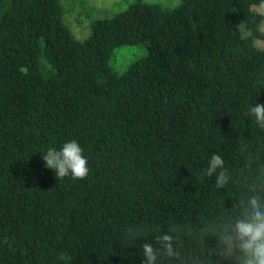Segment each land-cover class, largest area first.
Returning a JSON list of instances; mask_svg holds the SVG:
<instances>
[{"label": "trees", "instance_id": "16d2710c", "mask_svg": "<svg viewBox=\"0 0 264 264\" xmlns=\"http://www.w3.org/2000/svg\"><path fill=\"white\" fill-rule=\"evenodd\" d=\"M253 6L264 0H132L79 40L61 0H0V264H141L147 241L123 246L126 226L233 205L242 193L203 170L219 154L235 173L242 145L264 162L245 115L264 103ZM135 42L144 54L113 70V48ZM73 139L89 174L57 180L42 152Z\"/></svg>", "mask_w": 264, "mask_h": 264}, {"label": "clouds", "instance_id": "9594fccd", "mask_svg": "<svg viewBox=\"0 0 264 264\" xmlns=\"http://www.w3.org/2000/svg\"><path fill=\"white\" fill-rule=\"evenodd\" d=\"M161 6L174 10L180 0H161ZM245 115L264 130V103L248 106ZM42 153L45 167L54 170L57 180H83L89 174L83 148L74 139ZM240 153L244 163L235 173L219 154H213L203 170V176L215 177L216 189L233 185L242 193L231 207L198 215L195 221L188 217L183 222L126 226L121 244L146 240L140 245L141 264H264V162L247 146L242 145ZM209 238L215 243L209 245ZM3 243H8L6 237ZM58 259L71 261L65 253Z\"/></svg>", "mask_w": 264, "mask_h": 264}, {"label": "rangeland", "instance_id": "374dc122", "mask_svg": "<svg viewBox=\"0 0 264 264\" xmlns=\"http://www.w3.org/2000/svg\"><path fill=\"white\" fill-rule=\"evenodd\" d=\"M132 0H61L64 13L63 22L68 26L76 39H84L90 29V22L97 17L110 15L113 11L123 8ZM160 2L161 0H150ZM85 3V4H82ZM256 10L264 12V7L253 6ZM264 33V21L259 26ZM247 33V32H245ZM254 44L259 48L264 47V39H254ZM145 52L143 42L121 43L113 48L108 59V64L115 71L122 70L133 59Z\"/></svg>", "mask_w": 264, "mask_h": 264}]
</instances>
